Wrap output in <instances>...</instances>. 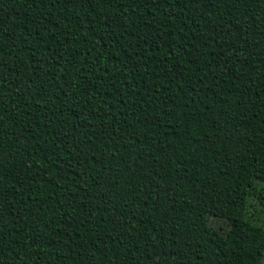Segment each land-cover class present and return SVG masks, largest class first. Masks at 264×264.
Masks as SVG:
<instances>
[{
	"label": "trees",
	"instance_id": "obj_1",
	"mask_svg": "<svg viewBox=\"0 0 264 264\" xmlns=\"http://www.w3.org/2000/svg\"><path fill=\"white\" fill-rule=\"evenodd\" d=\"M263 213L264 0H0V264H252L208 217Z\"/></svg>",
	"mask_w": 264,
	"mask_h": 264
},
{
	"label": "rangeland",
	"instance_id": "obj_2",
	"mask_svg": "<svg viewBox=\"0 0 264 264\" xmlns=\"http://www.w3.org/2000/svg\"><path fill=\"white\" fill-rule=\"evenodd\" d=\"M255 205V202L253 203ZM254 217L257 218V213L253 207L251 209ZM264 221V213L261 214ZM209 226L217 231L232 247L240 251L252 264H264V247L238 232L227 219L218 216L208 217Z\"/></svg>",
	"mask_w": 264,
	"mask_h": 264
}]
</instances>
